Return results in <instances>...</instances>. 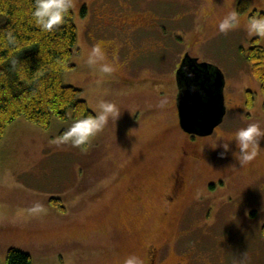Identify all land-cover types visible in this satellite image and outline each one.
<instances>
[{
    "label": "rangeland",
    "instance_id": "rangeland-1",
    "mask_svg": "<svg viewBox=\"0 0 264 264\" xmlns=\"http://www.w3.org/2000/svg\"><path fill=\"white\" fill-rule=\"evenodd\" d=\"M240 1L72 0L78 42L74 67L64 73L63 82L79 89L96 115L101 103H114L118 117L110 116L80 146L58 142L78 120L71 115L54 118L49 128L25 118L8 127L0 140L1 264H7L11 248L28 253L33 264H123L148 242L172 235L162 192L174 166L171 158L178 156L185 140L173 106L175 71L184 54L217 66L226 79L221 130L210 139H198L204 157L191 171L188 197L203 194L205 212L214 223V232L206 233L213 240L203 243L226 264H264V139L257 157L241 167L235 141H229L250 123L264 129V97L246 59L254 38L264 47V36L247 31L251 18L264 16V0H247L243 13ZM106 4H133L153 14V41L149 48L144 42L137 46L143 57L127 73L119 65L132 57L136 46L128 45V54H119L114 43L112 49L111 32L98 16ZM230 12L237 14V26L220 33L218 24ZM97 44L106 56L100 63L112 64V73H102L100 63L88 65ZM248 90L255 92L252 109L246 105ZM224 143L229 144L227 151ZM134 163L139 167L134 173L149 191L139 206L119 192L129 183H118L120 168ZM229 171L237 174L228 187L207 191V182ZM169 248V262L175 263L173 244Z\"/></svg>",
    "mask_w": 264,
    "mask_h": 264
},
{
    "label": "trees",
    "instance_id": "trees-1",
    "mask_svg": "<svg viewBox=\"0 0 264 264\" xmlns=\"http://www.w3.org/2000/svg\"><path fill=\"white\" fill-rule=\"evenodd\" d=\"M246 6L247 0H241L239 12ZM34 8L35 0H0V140L19 118L49 128L54 118L96 116L81 91L63 82L64 73L74 67L72 57L77 51L73 8L65 22L51 32L35 24ZM9 35L13 42H9ZM251 45L246 59L264 97V47L259 37ZM254 102L255 92L248 90L247 107L252 109ZM7 264H33V260L28 253L11 248Z\"/></svg>",
    "mask_w": 264,
    "mask_h": 264
},
{
    "label": "flooded vegetation",
    "instance_id": "flooded-vegetation-1",
    "mask_svg": "<svg viewBox=\"0 0 264 264\" xmlns=\"http://www.w3.org/2000/svg\"><path fill=\"white\" fill-rule=\"evenodd\" d=\"M98 16L103 20L104 28H107L111 32L109 44H112V49L114 43L119 54H128L124 49L127 50L128 45L136 46L131 53L132 57H128L126 59L127 61L119 65L127 73L135 59L138 60L140 57H143L142 52L144 51L142 50L140 52V48L137 46L144 42L145 47L149 48L150 42L153 41V38L150 37L151 29L155 28L153 26L155 22L153 14L145 9L140 10L134 7L133 4H106L104 9L98 13ZM146 34L147 36H145ZM187 55L192 57L190 54H184L175 71L174 80L176 92L173 100V106L177 111L179 128L183 132L182 134H185V140L180 147L178 156L171 158L174 166L168 175L164 191L162 192V200L164 202L162 210L164 216L169 219L167 227L172 230V235L169 238H155L154 241L148 242L146 246H143L138 256L142 258L144 264H226L223 262V258L222 260L217 256V252L214 249L207 250L203 243L206 238L212 239L213 237H208L207 234L214 232L212 215L205 212L208 201L204 200L202 197L203 194L192 198L188 197L189 187L192 181L191 171L203 161L204 157L200 150V140L198 139H210L217 130H221V125L209 136L189 134L180 125L177 106V96L179 93L177 71ZM168 131V129L164 130L165 133ZM223 158L221 159L224 161L225 159ZM215 161L219 163L218 161L220 160L216 159ZM236 161L239 163L237 167H241L242 164L239 160ZM137 168L139 167H136V163L132 167L124 166L120 168L118 183L121 184L122 181L129 180V183H126L123 191L121 186L119 192L121 191L123 195L126 194L134 204L139 206L149 196V191L143 188L141 183L142 179L138 174L136 175L134 173L137 171ZM237 169L239 171L241 168ZM236 174L237 172L235 171H229L225 177H217L207 182V191H215L218 186L224 187L227 185L228 187L227 181H230V179L233 180ZM250 187L243 191L249 190ZM171 244L174 247L175 263L169 262V247ZM199 247L204 253L199 251Z\"/></svg>",
    "mask_w": 264,
    "mask_h": 264
},
{
    "label": "clouds",
    "instance_id": "clouds-1",
    "mask_svg": "<svg viewBox=\"0 0 264 264\" xmlns=\"http://www.w3.org/2000/svg\"><path fill=\"white\" fill-rule=\"evenodd\" d=\"M73 7L72 0H35V8L32 16L35 24L45 32H51L55 27L63 24L69 14V10ZM237 14L230 12L218 24L220 33H227L229 30L237 26ZM249 35L264 36V16L259 18H251L247 25ZM9 42H13L11 35L8 37ZM106 59L105 52L102 47L97 44L92 47L88 58V65H96ZM100 71L102 73H112L115 68L110 63H100ZM101 111L95 117H86L76 120L60 137L58 142L71 141L74 146H80L86 143L90 137L99 132L107 123L108 118L118 117V110L114 103H101ZM264 139V129L257 123H250L246 127L239 128L234 136L229 137V141H235L238 153H234L239 162L248 164L253 161L259 154L261 148L260 140ZM216 144L212 148H216ZM222 147L228 150L229 144L224 143ZM223 156L224 153H221ZM123 264H144L142 258L132 254L127 256Z\"/></svg>",
    "mask_w": 264,
    "mask_h": 264
},
{
    "label": "water",
    "instance_id": "water-1",
    "mask_svg": "<svg viewBox=\"0 0 264 264\" xmlns=\"http://www.w3.org/2000/svg\"><path fill=\"white\" fill-rule=\"evenodd\" d=\"M177 82L182 129L192 135H212L227 112L223 72L217 66L187 55L177 71Z\"/></svg>",
    "mask_w": 264,
    "mask_h": 264
}]
</instances>
